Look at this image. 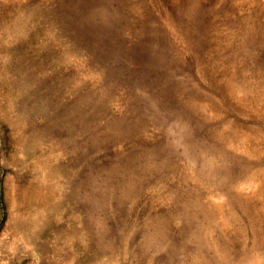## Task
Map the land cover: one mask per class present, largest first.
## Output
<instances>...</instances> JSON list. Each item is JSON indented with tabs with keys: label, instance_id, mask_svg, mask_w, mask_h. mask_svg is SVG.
<instances>
[{
	"label": "rangeland",
	"instance_id": "obj_1",
	"mask_svg": "<svg viewBox=\"0 0 264 264\" xmlns=\"http://www.w3.org/2000/svg\"><path fill=\"white\" fill-rule=\"evenodd\" d=\"M0 264H264V0H0Z\"/></svg>",
	"mask_w": 264,
	"mask_h": 264
}]
</instances>
